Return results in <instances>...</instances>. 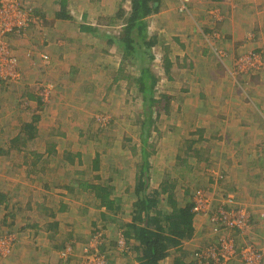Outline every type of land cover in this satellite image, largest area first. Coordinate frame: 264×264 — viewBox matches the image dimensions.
Listing matches in <instances>:
<instances>
[{
  "label": "crops",
  "instance_id": "0c3cea01",
  "mask_svg": "<svg viewBox=\"0 0 264 264\" xmlns=\"http://www.w3.org/2000/svg\"><path fill=\"white\" fill-rule=\"evenodd\" d=\"M25 1L33 17H36V20L38 18L36 21L38 27H29L28 32L33 33L43 25L52 42L41 43L43 38L40 41L36 40L35 32L31 34L34 38L30 37V41L10 33L18 49L23 80L14 87V90L8 89L9 83H0V231L7 226L9 229L16 227L13 230H16L18 244L16 243L13 256L11 255L9 259L0 258V264H75L76 261L69 263L68 259H61L58 253L70 241L74 242L75 250L83 246L75 240L77 237L81 239L83 236H88L83 228L87 226L89 215L82 210L84 191L78 189L79 184L75 183L76 180L71 176L74 174L81 176L83 171L73 169L72 164L68 163L67 159L70 156L79 153L73 154L69 145L63 143L68 137L65 121L81 111L80 104L74 99L81 98L82 94L87 95L90 82L91 92L98 83V77L88 80L85 72L90 67L84 65V53L80 49L79 53L74 52L69 43L67 48L58 45L61 42L57 40L53 31L56 32L59 27L74 26L78 27L79 34H82L86 33L81 30L83 24L109 28L120 24L122 29L123 21L115 16L118 10L125 6L122 5L123 0H117V3L110 8L105 0H101L103 5L99 8L102 9L95 11L103 14L94 19L90 15L94 10L90 8L97 3H92V0ZM129 1L131 7V0ZM178 11L184 13L189 12V9L186 7L182 11L172 0H159L158 11L148 17L147 38L154 41L151 46L153 61L150 68L154 73L153 68L156 67V63L163 62L165 66L163 76L166 80L161 78L165 83L162 85L163 88L159 86L162 88L161 91L170 95V90L175 88L178 93H184L181 97L183 108L191 112L190 118L182 119V123H185L180 129L182 131L161 137L162 143L166 142V146L162 145L161 154L164 155L166 151L172 157L174 153H169L170 146L172 145L176 150L180 148L174 154L176 161L187 163L186 160L190 159L189 169L197 174L204 167V163L214 162L211 166L212 170L209 171L211 177L208 176V179L201 183L218 195L214 198L215 203L213 201L212 203L217 204L221 194L232 193L236 202L246 205L252 214L253 226L250 231L245 234L231 231L230 234L241 243L247 239L258 244L264 243V218L260 219L259 213L264 203V64L260 69L249 71H240L233 66L239 55L248 49H253L264 62V0H193L191 16H187L189 18L187 20H185L186 15H180ZM105 12L108 14L106 15ZM178 15L183 17L178 18ZM104 17L106 22L102 20ZM120 31L117 34H104L106 43L112 45L110 47H113L114 51L120 42L110 44L109 38L118 37ZM37 34L39 37L40 32ZM71 38L73 41L74 37ZM73 46L75 45L72 44ZM110 47H105V52H109ZM216 47L226 53V57L222 60L213 51ZM43 53H48L50 60L46 61ZM112 54L118 58L117 71L112 72L114 76L108 72L107 78H110L113 84L117 83L116 85L124 81L135 85L123 75L135 76L131 69H136V66L129 61L127 66L124 65V52L120 48ZM96 56L97 54L92 55V60L95 58L98 60L99 57ZM224 60L226 63L222 62ZM122 67L123 75L120 72ZM155 76L158 78L157 74ZM40 80L50 86L51 104L43 102L37 94V84L42 85ZM158 82L159 79L157 84ZM135 87L137 88L136 85ZM161 94L169 97L167 94ZM180 96L178 94V98ZM25 97L31 101L29 103L31 105L23 108L21 99ZM178 106L182 108L180 101ZM189 127L188 136H184V129ZM30 134L33 136L31 137ZM40 137L44 138V145L37 147ZM48 142L51 143L49 147ZM171 143H177L180 147L177 149L178 146ZM181 150L185 155H181ZM155 153L158 157L159 149L156 148L153 157ZM180 156L183 159H180ZM98 158L100 167L97 170L93 166L95 159L86 168L88 172L95 173L93 176L96 175L98 180L100 179L99 182L91 183H105L102 176L107 171V157L99 154ZM168 163L170 162H161L159 168L150 158L151 178L148 185L150 190L160 188L166 181L177 186L179 182L175 183V181L180 177L171 180L165 174L179 164ZM117 166L119 168L112 166L113 169H110L113 177L108 182L114 186V190L123 187L119 196L124 198L122 200L127 199L125 202L128 205L131 203L132 208L136 201L134 191L138 168L134 166L130 179H120L116 171L123 170L121 168L125 166ZM22 171L23 175H20ZM59 171L63 172L61 176L57 175ZM36 173L49 178L40 179L42 176L35 175ZM190 173L197 179L195 173ZM178 175L184 176V173L181 171ZM221 176H225L229 183L219 186ZM187 178L189 179L186 185H189L188 181L193 183L190 180L192 177ZM38 179L43 188L42 192L39 186L35 188ZM127 191L128 193H125ZM73 192L79 193L81 202L77 195V197L71 196ZM198 192L200 190H194L192 193L196 196ZM115 194L111 197L116 200ZM93 198L96 200L94 194ZM129 198L132 199L130 203ZM190 198L182 200L183 198L177 196L182 204L190 201ZM75 207H79L80 212L76 211ZM104 209L103 207L100 214L104 215ZM131 218L129 216L128 221H123L119 225L118 239L120 236L124 238V223L129 222ZM90 223L94 224V221L91 219ZM193 224L195 228L193 237L184 240L180 247L171 250L160 264H174L176 259L191 263L192 252L212 241L222 232L213 226L203 213L194 216ZM134 244V238L127 243L130 246ZM116 248L111 252L112 264H139L133 249L127 251L119 248L118 245ZM73 255H76V252ZM229 264L243 263L235 259Z\"/></svg>",
  "mask_w": 264,
  "mask_h": 264
},
{
  "label": "rangeland",
  "instance_id": "374dc122",
  "mask_svg": "<svg viewBox=\"0 0 264 264\" xmlns=\"http://www.w3.org/2000/svg\"><path fill=\"white\" fill-rule=\"evenodd\" d=\"M23 6L26 7V1L25 0H18ZM117 0H105V3H107L108 7H113L111 5H114ZM121 1V0H120ZM173 2H176L177 8L181 9L183 7V4L181 0H172ZM193 0H188V2L185 3L187 8L189 9V12H184L181 13L178 11L180 15H186L185 20L189 19L187 16L190 15V9H191V3ZM92 3L96 2V4L89 3L93 6L90 9L94 10V12L90 15L94 17V19L100 15L103 14V12L98 13V11L95 10H101L102 8H99L100 5H103L101 3V0H92ZM122 5L125 6L126 9H130V1L129 0H123ZM28 8V7H26ZM189 13V14H188ZM107 15L108 13L105 12ZM33 16V13H31ZM178 15V18H181L183 16ZM111 16V13L109 14ZM177 15L175 16V18ZM90 20V17H89ZM103 21L106 22V18L104 17L102 19ZM36 17L33 18V22H36ZM98 28V34L97 36L92 34V33H82L79 34L78 27H72V26H64V27H59L57 32L53 31L54 35H56L57 40L61 42V44L58 43V45H62L64 48H67L68 43L71 44V49L79 53V49L81 52L84 53V65L90 67L88 71L85 72V75L87 76L88 80L90 81L94 77L97 78V85L93 87V90L90 92V89L92 87V83H89V87L86 94H82V97L79 99H74L75 102L79 103L81 111L75 114L74 117H71L70 120L65 121L66 123V132H67V139L63 142L69 145V149L73 154L79 153L78 155L75 156H70L73 158V161L67 159L71 167L73 166V169H81L83 171V174L80 176V174H74L71 175L73 179H81V180H87L89 182L92 181H98V177L95 175L93 172H88L86 170L87 166L91 164V161L96 159L99 154H104L105 157H107V163H106V168L107 171L103 173L105 183H108L109 179H111V176L113 177V172L110 169H113L112 166H115V168H119L117 165H124L125 168H121L123 170L116 171L117 176L120 179L123 178H128L130 179V176L133 175V168L134 166L138 165V162L140 161L141 158V146H142V137H143V132H142V121H144L147 118V104L144 103L142 100L141 94L137 91V88L135 85L132 83H126V81L120 83L119 85H116L117 83H112L110 78H107L109 76L108 72H110V75L114 76V73H112L114 70L117 71V65H118V58L115 57L114 53L116 50L118 51V47H116L115 51L112 49L113 47H110L112 45H109L106 43L107 39L104 37V34L106 33H118L121 30L120 24H118L114 28H109L106 26H99ZM50 30H53L50 28ZM69 30V31H68ZM65 33H64V32ZM72 31V32H71ZM35 32V33H34ZM39 37H37V33H39ZM35 34L34 37L35 39L48 43L52 42V39H50L49 35L46 34V30L44 29V26L42 25V28L35 29L33 31ZM32 32H26L23 35H20L21 39H28L29 41L31 40L30 37L34 38L31 36L33 35ZM73 33V34H72ZM18 36L16 33H12ZM79 36H84V37H79ZM12 35L9 33L8 34V44L9 48L12 51V53L18 58V71L16 72L17 76L13 78L11 81H7L6 83L8 85L9 90H14V87H16L22 80H23V75L21 72V68L19 66V56L17 54V48L14 45V38H11ZM71 37H74V40L72 41ZM215 37V35H214ZM39 38V39H38ZM216 38V37H215ZM46 39V40H45ZM49 39V41H48ZM72 41V42H71ZM22 42V41H21ZM26 44L25 42H22ZM40 43V44H41ZM72 44L75 46L72 47ZM107 44V45H106ZM105 47H110L109 52H105ZM213 50L215 54L219 55L220 60H222L224 57H226L225 51H223L221 48L216 47ZM33 51V50H32ZM250 51H254L253 49H248L245 50L244 53H248ZM71 52V51H70ZM221 52V53H220ZM255 52V51H254ZM29 56L31 55V52L29 51ZM98 60L96 58L92 60V55H96ZM243 54V53H242ZM241 54V55H242ZM48 53H43V56L45 57L46 61L50 60ZM89 55V57H88ZM217 55V56H218ZM4 57H7L6 55L3 54ZM48 56V57H47ZM240 56V55H239ZM47 57V58H46ZM219 59V58H218ZM224 63V61H222ZM154 64V63H152ZM264 64L263 60H259L254 66L253 69H260V66ZM46 65V64H45ZM128 65V61L126 62V65ZM98 66V67H97ZM154 66V65H152ZM233 66L237 69L236 62L233 64ZM100 69L98 70V68ZM96 69V70H95ZM126 69V68H125ZM128 69V68H127ZM129 70V69H128ZM154 73L158 75V86H157V91H156V98L158 100H161V105H167L168 109L161 108L160 111L157 108H154L152 117L155 121V125L151 127V129L148 130V141L147 144L152 145L151 147H147L148 149H154L156 150L159 149L160 155L157 157L156 153L155 156L150 158L153 160L154 164H157V166L160 168L161 162L167 163L169 161L170 165H177L179 164L178 167H174L171 169L168 173L165 174V176L169 177L171 180L177 179L178 176L180 179L178 181L176 180L175 183H178L175 189L176 196H179L182 200H185L184 198H188L194 190H200V192L204 195L206 199L210 202V205L215 206L212 201L215 203V199L217 198L218 195L214 193V191L210 190L207 185L201 184L203 181H206L208 179V176H210L209 171H211L214 162L211 164L209 162L204 163V167L200 170V172L197 174L195 171H191L190 162L189 160H186L187 163L182 162H177L175 159V152H177L180 148V146L177 143H171V144H176L178 147L176 150L175 147L172 145L170 146V151L169 153H174L172 157L164 151L161 154V148L162 145L166 146V142L164 141L162 143L161 137L162 136H167L166 134L172 133V132H180V130L183 127L182 119L183 117H189L191 116V112L188 111V109L183 108V100L181 99L182 95L184 93H178L175 89L170 90V95L169 93H165L162 90V85L165 83L162 82L161 78L166 80L163 76V72L165 71V66L163 62H158L156 63V67L153 68ZM235 70V69H234ZM133 73H135V76L137 75V70L134 68L131 69ZM236 71V70H235ZM104 77V78H103ZM101 79V80H100ZM103 80V81H102ZM2 81L0 80V83ZM42 82L41 84H37L38 90L37 94L42 98V101L48 104H51V94H50V86L49 84L45 83L44 81H39ZM110 86V87H109ZM161 86V87H159ZM40 87V88H39ZM40 89V90H39ZM48 91V96L46 99H43V97L40 95L43 92L45 93ZM166 91V90H164ZM39 92V93H38ZM161 93L169 95L167 99H162ZM178 94L181 95L178 98ZM179 101L182 103V108L179 105ZM31 101H29L28 98H23L21 99V106L23 108H26L27 106L31 105L29 104ZM148 128V124H146L145 129ZM189 129H184V136H188ZM187 131V132H186ZM44 138L40 137L37 143V147L43 146ZM176 140V139H175ZM54 143V142H53ZM50 142H48V147L50 146ZM146 144V145H147ZM57 145V144H56ZM34 148V145L32 146V149ZM61 148V146H60ZM166 148V147H165ZM172 151V152H171ZM191 152V151H190ZM181 155H185L184 152L181 150ZM187 155V154H186ZM169 156V157H168ZM168 157V159H167ZM191 157V156H189ZM149 158V160H150ZM180 159H183L182 156H180ZM167 160V161H166ZM57 162V161H55ZM115 163V164H114ZM210 165V166H208ZM208 166V167H205ZM105 168V169H106ZM114 168V169H115ZM138 168V166H137ZM78 171V170H77ZM181 171L184 173V176L178 175L181 173ZM190 172H193L197 175V179L193 178L191 176L192 174ZM209 172V174H208ZM63 172L59 171L57 175H62ZM66 174V173H65ZM20 175H23V171L20 173ZM35 175H39L41 178L40 179H46L48 180L49 176H46L41 173H36ZM192 177L190 178L193 183H190L188 181L189 185H186L187 183V177ZM211 177V176H210ZM221 185L228 184L229 181L226 180L225 176H221ZM40 179L37 180V183L35 185V188L39 186L40 191H43V188L40 184ZM160 179V176H159ZM195 179V181L193 180ZM133 178L131 177V181ZM43 182V180H41ZM119 184V182H117ZM127 185V184H126ZM41 186V187H40ZM46 189V188H45ZM150 190V189H148ZM147 190V191H148ZM123 187L121 189L117 187L115 190L113 189V193L115 194L117 204L120 205L119 210H114V211H108L105 207L104 213L107 214L106 217L104 215L100 214V212L103 210V207L101 208L99 205V201L96 199L94 200L93 194L90 193L88 190L83 192V207L82 210L88 212L89 219L87 220V226L84 227L83 229L86 231V235L88 236H83V238L77 237L75 240L76 243L83 244V246L77 250L74 249L72 241L70 243H67V246H71V254L68 256L67 262L71 263L72 261H76L75 264H82L83 257L86 256L85 250L86 248H89V251L99 249V251H103L104 254L107 253L109 260L111 261L112 258V251L117 249L116 246L118 245L119 248L125 247V239L123 236H120L118 239L117 233L120 231L119 225L123 223V221H128L129 216L132 217L133 215V210L135 209L134 206L132 205L131 208V203L129 200V205L125 201L127 200H122L124 198H121L119 196V193H122ZM216 191H219V189H216ZM48 192V190H47ZM222 192V190H221ZM224 192V191H223ZM112 193V195H114ZM125 193H128L125 192ZM214 193V196L212 195ZM79 195V193L75 194L74 192L72 193V197ZM225 194H221L219 196L220 198L217 201H220L221 198ZM214 196V197H213ZM80 199L79 201L81 202L82 198L81 196H78ZM114 197V196H113ZM119 197V198H118ZM121 198V199H120ZM165 201V199H163ZM162 201L160 204L165 207L166 209H170L167 204ZM76 206H80V204H74ZM76 211L80 212L79 207H75ZM90 212V213H89ZM208 217V215H206ZM94 221V224L90 223V220ZM131 220V219H130ZM129 220V221H130ZM122 228V227H121ZM16 229L15 228H8L5 227L0 231V237L2 236L7 237V235H13L15 236V242L12 244L11 251H7L6 256L0 255L1 259H9L11 258V255L13 256V251L18 244L16 242L17 236H16ZM7 232H10L9 234H6ZM76 236L73 237L75 239ZM88 239V240H87ZM17 243V244H16ZM65 245V246H66ZM64 246V247H65ZM77 246V245H76ZM62 250V249H60ZM74 252H76V255H73ZM59 256H60V251H59ZM57 254V255H58ZM73 255V256H72ZM90 256V255H89ZM118 256V255H117ZM56 258V257H55ZM13 259V258H12ZM63 259V258H62ZM57 260V258H56ZM59 260V258H58ZM65 260V259H64ZM110 263V262H108Z\"/></svg>",
  "mask_w": 264,
  "mask_h": 264
},
{
  "label": "trees",
  "instance_id": "16d2710c",
  "mask_svg": "<svg viewBox=\"0 0 264 264\" xmlns=\"http://www.w3.org/2000/svg\"><path fill=\"white\" fill-rule=\"evenodd\" d=\"M158 8L159 0H131L130 10L127 11L124 7H121L115 16V18L117 17L123 21L119 36H110L109 38L110 44L117 41L120 42L118 48L124 52V65L126 64L125 61H129L136 66V76L123 75V67L120 72L137 86L142 100L148 105L146 108L147 118L141 123L143 137L134 191L136 201L133 203V206L135 209L133 210L131 221L124 223L125 226L123 225L124 228L122 227L126 241L123 248L127 251L133 249L137 254L139 264H160L170 254L171 250L180 247L184 240L192 238L195 231L193 224L195 216L193 212L195 205L194 193H191V198L189 196L190 201H185L182 204L177 199L175 193L176 185L171 182L166 181L160 188L148 190L151 178L149 158L155 152L154 149L147 148L152 146L147 144L148 130L155 123L152 113L154 108H157L159 111L163 107L164 109H168L167 105L164 104L162 107V101L154 97L158 81V78L150 68V64L153 61L151 46L154 41L151 38H147L148 17L157 12ZM30 27L36 28L38 26L36 22H32L30 23ZM81 30L87 33L98 34V28L93 25L83 24ZM2 82L5 83V81ZM161 97L162 99L168 98L165 95H161ZM146 124H148V128L145 129ZM30 136L32 137L33 135L30 134ZM69 160L73 161V158L69 157ZM93 166L95 170L100 167L98 157L94 160ZM75 180V183L79 184L77 187L80 191L88 190L94 194L101 208L105 207L108 211L120 209L117 200L111 197L114 186L109 182L91 183L87 180ZM71 190L73 191L74 188ZM162 201L169 206V210L160 204ZM106 216L107 214L104 213V217ZM8 224L11 225L10 223ZM131 238L135 240L133 246L127 245ZM105 255L108 262H110L109 264H112L107 253ZM67 258L63 259L66 260ZM174 264H194V262L186 263L182 259H176Z\"/></svg>",
  "mask_w": 264,
  "mask_h": 264
},
{
  "label": "built area",
  "instance_id": "2783aa9c",
  "mask_svg": "<svg viewBox=\"0 0 264 264\" xmlns=\"http://www.w3.org/2000/svg\"><path fill=\"white\" fill-rule=\"evenodd\" d=\"M183 7L188 0H181ZM30 9L23 6L18 0H0V80L11 81L17 76L18 58L12 53L8 44V34L16 33L23 35L29 31L30 23L33 22ZM221 53V52H220ZM6 55L7 57L3 56ZM259 55L250 51L243 53L236 60L237 70H253V66L259 62ZM48 91L40 94L43 99L48 96ZM198 192L194 197L195 205L193 212L195 215L203 213L208 215L209 221L219 229L220 233L212 241L200 246L192 252L194 264H229L235 259H239L243 264H262L264 262V243H256L247 239L242 243L230 234L237 231L245 234L250 231L252 224V214L244 204H238L232 193H226L221 200L212 207L208 199ZM260 219L264 218V203L259 210ZM227 232L226 234H223ZM15 236L7 235L0 237V255L6 256L11 251ZM71 254V246H65L60 250V258H66ZM82 264H109L106 255L95 249L85 250ZM90 255V256H89Z\"/></svg>",
  "mask_w": 264,
  "mask_h": 264
},
{
  "label": "clouds",
  "instance_id": "9594fccd",
  "mask_svg": "<svg viewBox=\"0 0 264 264\" xmlns=\"http://www.w3.org/2000/svg\"><path fill=\"white\" fill-rule=\"evenodd\" d=\"M30 27V26H29Z\"/></svg>",
  "mask_w": 264,
  "mask_h": 264
}]
</instances>
